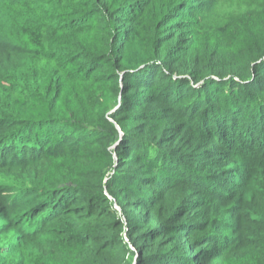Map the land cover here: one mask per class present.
<instances>
[{"label": "trees", "instance_id": "1", "mask_svg": "<svg viewBox=\"0 0 264 264\" xmlns=\"http://www.w3.org/2000/svg\"><path fill=\"white\" fill-rule=\"evenodd\" d=\"M0 264H264V0H0Z\"/></svg>", "mask_w": 264, "mask_h": 264}]
</instances>
